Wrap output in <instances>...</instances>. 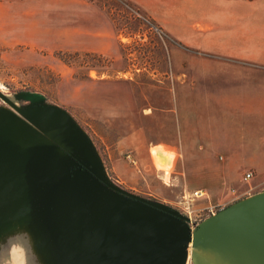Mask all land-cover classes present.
<instances>
[{
	"label": "rangeland",
	"instance_id": "obj_1",
	"mask_svg": "<svg viewBox=\"0 0 264 264\" xmlns=\"http://www.w3.org/2000/svg\"><path fill=\"white\" fill-rule=\"evenodd\" d=\"M83 1L110 18L115 59L73 49L78 0H0V264H89L86 211L68 177L78 164L9 102L109 184L190 227L264 191V64L173 36L198 31L202 8L218 1L226 12L229 0H188L189 28L168 31L120 0ZM254 7L253 29L264 31V0ZM179 130L187 141L164 142ZM155 146L171 155L167 171L151 161ZM188 248L162 264H196Z\"/></svg>",
	"mask_w": 264,
	"mask_h": 264
},
{
	"label": "water",
	"instance_id": "obj_2",
	"mask_svg": "<svg viewBox=\"0 0 264 264\" xmlns=\"http://www.w3.org/2000/svg\"><path fill=\"white\" fill-rule=\"evenodd\" d=\"M9 104L83 166L68 177L86 211L89 264H162L186 247L194 250L196 264H264V191L230 204L190 231L176 212L109 184L90 162Z\"/></svg>",
	"mask_w": 264,
	"mask_h": 264
},
{
	"label": "crops",
	"instance_id": "obj_3",
	"mask_svg": "<svg viewBox=\"0 0 264 264\" xmlns=\"http://www.w3.org/2000/svg\"><path fill=\"white\" fill-rule=\"evenodd\" d=\"M136 5L151 20L155 21L163 30L168 31V27L174 30L187 29L185 24L187 16L192 14L188 0H128ZM261 0H246V5L238 11L233 6L237 0H229L227 3L231 8L226 12H220L219 2L214 3L209 11L204 12L202 8L199 14L211 15L210 22L200 18L198 31L173 35L183 45L196 47L202 51L212 50L223 57L237 60L241 63L264 64V31L253 29L251 21V9L258 6ZM82 8L74 10V19L70 23V29L74 35L72 47L74 50H85L96 52L106 57L115 59L118 55L116 47L115 32L108 15L98 7H93L91 3L78 0ZM202 3V0H201ZM238 14V16H237ZM183 15V16H182ZM182 16V17H181ZM180 20H178V19ZM207 19V18H206ZM210 25H209V23ZM263 30V29H262ZM170 110L175 111V108ZM184 132L179 130L175 140L165 139L164 142H184L187 139ZM151 161L156 169L167 171L168 160L171 155L162 146H155L149 150ZM125 169V168H123Z\"/></svg>",
	"mask_w": 264,
	"mask_h": 264
},
{
	"label": "built area",
	"instance_id": "obj_4",
	"mask_svg": "<svg viewBox=\"0 0 264 264\" xmlns=\"http://www.w3.org/2000/svg\"><path fill=\"white\" fill-rule=\"evenodd\" d=\"M250 176V172H245L244 174H243V179H247L248 177ZM191 195H193L192 197H201L202 195H203V192H201L200 190H195V191H193L192 192V194ZM139 197V196H138ZM141 198V197H140ZM147 200V199H146ZM152 202V201H151ZM155 203V202H154ZM156 204H158V205H160V206H163V207H165V205H163V204H161V203H157L156 202ZM166 208V207H165ZM208 214H207V216L206 217H204V218H202L201 220H200V222H202L203 220H205L206 218H208L209 216H211V215H214L216 212H218V211H212L211 209H209L208 210ZM177 214H179L180 216H182L180 213H177ZM183 217V216H182ZM188 222V221H187ZM199 222V223H200ZM199 223H196L195 224V226L197 225V224H199ZM188 225H189V223H188ZM190 226V225H189ZM194 226V227H195ZM194 227H190V231L194 228Z\"/></svg>",
	"mask_w": 264,
	"mask_h": 264
},
{
	"label": "trees",
	"instance_id": "obj_5",
	"mask_svg": "<svg viewBox=\"0 0 264 264\" xmlns=\"http://www.w3.org/2000/svg\"><path fill=\"white\" fill-rule=\"evenodd\" d=\"M122 2H125V3H128V4H131L133 7H135L137 10L139 9L136 5H134L133 3L129 2L128 0H120Z\"/></svg>",
	"mask_w": 264,
	"mask_h": 264
},
{
	"label": "flooded vegetation",
	"instance_id": "obj_6",
	"mask_svg": "<svg viewBox=\"0 0 264 264\" xmlns=\"http://www.w3.org/2000/svg\"><path fill=\"white\" fill-rule=\"evenodd\" d=\"M77 164H78V162H77ZM76 167H80V168H83V166L82 165H74L71 169H70V171L72 170V169H74V168H76Z\"/></svg>",
	"mask_w": 264,
	"mask_h": 264
},
{
	"label": "clouds",
	"instance_id": "obj_7",
	"mask_svg": "<svg viewBox=\"0 0 264 264\" xmlns=\"http://www.w3.org/2000/svg\"><path fill=\"white\" fill-rule=\"evenodd\" d=\"M19 264H25V261L23 259H21Z\"/></svg>",
	"mask_w": 264,
	"mask_h": 264
},
{
	"label": "bare ground",
	"instance_id": "obj_8",
	"mask_svg": "<svg viewBox=\"0 0 264 264\" xmlns=\"http://www.w3.org/2000/svg\"><path fill=\"white\" fill-rule=\"evenodd\" d=\"M73 130V129H72ZM187 249H189L188 247H187Z\"/></svg>",
	"mask_w": 264,
	"mask_h": 264
}]
</instances>
